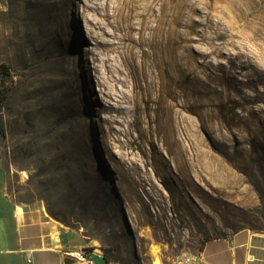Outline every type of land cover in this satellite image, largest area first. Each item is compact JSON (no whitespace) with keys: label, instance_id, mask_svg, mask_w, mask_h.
Returning <instances> with one entry per match:
<instances>
[{"label":"rangeland","instance_id":"obj_1","mask_svg":"<svg viewBox=\"0 0 264 264\" xmlns=\"http://www.w3.org/2000/svg\"><path fill=\"white\" fill-rule=\"evenodd\" d=\"M82 1L0 0L12 75L0 86V187L113 264H151L153 247L176 264L205 239L264 235V0H188L191 81L158 129L117 89L109 102L122 109L106 106L91 61L118 57L91 50Z\"/></svg>","mask_w":264,"mask_h":264},{"label":"bare ground","instance_id":"obj_2","mask_svg":"<svg viewBox=\"0 0 264 264\" xmlns=\"http://www.w3.org/2000/svg\"><path fill=\"white\" fill-rule=\"evenodd\" d=\"M80 5L89 14L86 31L93 41L91 50L105 49L118 57L112 63L107 62L108 56L100 67L94 57L91 61L99 91L108 98L106 106L118 110L120 97L130 104L123 107L133 111L136 121L145 117L158 129L165 105H178L179 84L191 81L192 4L188 0H84ZM182 9L187 10L184 22ZM182 64L187 71L180 79ZM116 89L119 97L109 102ZM151 252V264H161L158 249L153 247Z\"/></svg>","mask_w":264,"mask_h":264},{"label":"crops","instance_id":"obj_3","mask_svg":"<svg viewBox=\"0 0 264 264\" xmlns=\"http://www.w3.org/2000/svg\"><path fill=\"white\" fill-rule=\"evenodd\" d=\"M78 242L42 205L17 203L0 187V264H87L64 254ZM95 250L89 255L93 264H108ZM200 251L204 264H264V235L239 229L208 239Z\"/></svg>","mask_w":264,"mask_h":264},{"label":"built area","instance_id":"obj_4","mask_svg":"<svg viewBox=\"0 0 264 264\" xmlns=\"http://www.w3.org/2000/svg\"><path fill=\"white\" fill-rule=\"evenodd\" d=\"M93 249L87 246L79 245L64 251V254L78 261H85L87 264H93V260L89 257ZM176 264H204V256L201 251H182L177 254Z\"/></svg>","mask_w":264,"mask_h":264},{"label":"trees","instance_id":"obj_5","mask_svg":"<svg viewBox=\"0 0 264 264\" xmlns=\"http://www.w3.org/2000/svg\"><path fill=\"white\" fill-rule=\"evenodd\" d=\"M7 81L11 82L12 81V75L10 74V68L7 64H5L4 62L0 63V86L4 85ZM0 89H2L0 87ZM51 213V212H50ZM210 239V238H209ZM208 239H205L204 242L202 243V246L200 248V250L202 249L204 243L207 241ZM103 256L106 260V262L109 264H113L112 262H110V258L106 252V250L103 248Z\"/></svg>","mask_w":264,"mask_h":264}]
</instances>
